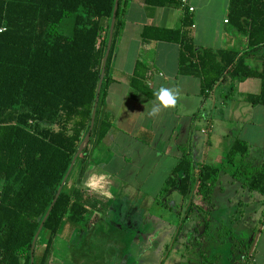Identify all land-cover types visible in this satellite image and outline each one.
<instances>
[{
    "label": "trees",
    "instance_id": "16d2710c",
    "mask_svg": "<svg viewBox=\"0 0 264 264\" xmlns=\"http://www.w3.org/2000/svg\"><path fill=\"white\" fill-rule=\"evenodd\" d=\"M171 1L146 3L164 7ZM114 5L115 0H0V264H52L59 238L87 229L92 212L101 210L78 184L95 166L94 149L111 129L100 107L122 33L121 0L89 143L76 158L32 248L90 130ZM227 16L233 30L247 38L242 52L197 48L187 9L181 29L145 28L142 37L178 44V72L200 78L201 96L207 97L225 78H256L260 93L243 99L264 106V0H230ZM254 55L262 63L260 71L247 63ZM141 71L137 64L131 87L152 97L141 85ZM230 166L234 179L264 197V163H251L248 146L240 140L219 166L194 163L182 149L159 195L175 190L183 201L190 198L189 213L206 212L220 173Z\"/></svg>",
    "mask_w": 264,
    "mask_h": 264
},
{
    "label": "crops",
    "instance_id": "0c3cea01",
    "mask_svg": "<svg viewBox=\"0 0 264 264\" xmlns=\"http://www.w3.org/2000/svg\"><path fill=\"white\" fill-rule=\"evenodd\" d=\"M229 3L173 0L164 7H153L146 0H121L122 33L115 42L100 107V116L111 123V129L94 149L95 166L78 184L101 210L92 212L93 222L90 218L87 229L74 230L69 239L60 237L57 244L71 245L76 252L88 239L89 228L98 227L103 232L118 226L123 231L143 228V209L161 197L157 203L159 216H176L177 208L181 211L177 220L167 224L173 228V246L184 250L176 264H264V197L250 192L242 180L234 179V167L220 173L206 212L189 213L190 198L183 201L175 190L159 195L181 159L182 149L194 163L219 166L233 143L240 140L248 146L251 163H264V106H252L243 99L260 93V80L225 78L203 97L200 78L178 72V44L142 37L145 28L181 29L183 11L187 9L193 17L191 37L197 48L242 52L247 38L228 22ZM247 63L260 71L262 63L257 55L248 57ZM137 64L142 68L141 85L152 94L161 86L180 89L176 108L158 117L147 115L156 98L132 89L130 82ZM164 166L154 189V173ZM93 173L108 178L103 194L84 187ZM249 203H259V216L250 221V231L241 237L240 221ZM117 209L124 213L125 221H109L108 216ZM75 240L81 242L79 247L72 245ZM242 248L247 249L249 258H244Z\"/></svg>",
    "mask_w": 264,
    "mask_h": 264
},
{
    "label": "rangeland",
    "instance_id": "374dc122",
    "mask_svg": "<svg viewBox=\"0 0 264 264\" xmlns=\"http://www.w3.org/2000/svg\"><path fill=\"white\" fill-rule=\"evenodd\" d=\"M164 168L166 166L155 171L152 188H157L156 182L159 180ZM79 189L84 191L83 188L79 187ZM84 193L88 195L86 191ZM160 199L159 201H161ZM159 201L157 200L149 208L143 209L141 217L144 222L143 228H129V230L123 231V228L118 226L109 230L106 228V233L99 231L98 227H96L94 230H91V234L84 246L79 249L76 248V252L70 250L71 245H68L70 247H65L63 242L57 244L52 264H60L61 262L59 263V261L63 259L66 261L64 264H160L163 259L166 261V258L168 260L165 264H176V261L180 259V255L183 254L184 250L179 251L180 246H173V235H171L173 228L167 227V224H172L177 220L176 216H180L181 214L179 213L181 211L177 208L176 216H159L158 211L160 207L157 204ZM256 204L249 203V209L244 218L241 219L239 217L241 219V237L246 236L247 232L250 231V221H254L259 216L257 215L260 208L258 206L259 203ZM123 214L118 209L112 211L111 216H108L109 221L118 220L119 222H123L125 221L122 220L124 218ZM90 218V222L92 223L93 218ZM258 234L256 232V236ZM80 243L79 240L72 241V245L75 247H79ZM262 251L264 252V248H262ZM243 253L244 256L248 255L247 249H243ZM247 257L244 258L246 259Z\"/></svg>",
    "mask_w": 264,
    "mask_h": 264
},
{
    "label": "clouds",
    "instance_id": "9594fccd",
    "mask_svg": "<svg viewBox=\"0 0 264 264\" xmlns=\"http://www.w3.org/2000/svg\"><path fill=\"white\" fill-rule=\"evenodd\" d=\"M153 95L156 99L148 110L147 115L149 117H158L163 111L176 108L181 98V91L178 87L161 86L153 92ZM107 180L108 178L105 174L93 173L86 179L84 187L93 192L103 194Z\"/></svg>",
    "mask_w": 264,
    "mask_h": 264
},
{
    "label": "water",
    "instance_id": "95a60500",
    "mask_svg": "<svg viewBox=\"0 0 264 264\" xmlns=\"http://www.w3.org/2000/svg\"><path fill=\"white\" fill-rule=\"evenodd\" d=\"M118 4H119V0H115V5H114V10H113V15H112V19H111V24H110V29H109V37H108V42H107V48H106V53H105V56H104V60H103V64H102V71H101V76H100V81H99V84H98V89H97V96H96V99H95V104H94V110H93V113H92V117H91V123H90V130L88 132V134L86 135V137L84 138L83 142L81 143V145L79 146V149L73 159V162H72V165L61 185V187L59 188L58 190V193H57V196L54 200V202L52 203L48 213L46 214L40 228H39V231L38 233L36 234L35 238H34V241H33V244H32V248H34V245H35V242L39 236V233L42 229V226H43V223L45 222L46 218L48 217L49 213L51 212L53 206H54V203L56 202V199L58 197V195L60 194L61 190H62V186L64 184V182L66 181L68 175L70 174L71 170H72V167H73V164L76 160V158L80 155V153L83 151V149H85L89 143V140H90V133L93 129V126H94V120H95V114H96V108H97V103H98V100H99V93H100V89H101V86H102V82H103V77H104V73H105V66H106V61H107V58L109 56V53H110V49H111V45H112V39H113V30H114V26H115V21H116V14H117V10H118Z\"/></svg>",
    "mask_w": 264,
    "mask_h": 264
},
{
    "label": "built area",
    "instance_id": "2783aa9c",
    "mask_svg": "<svg viewBox=\"0 0 264 264\" xmlns=\"http://www.w3.org/2000/svg\"><path fill=\"white\" fill-rule=\"evenodd\" d=\"M182 2L184 3V2H185V0H182ZM190 11H193V9H190Z\"/></svg>",
    "mask_w": 264,
    "mask_h": 264
}]
</instances>
